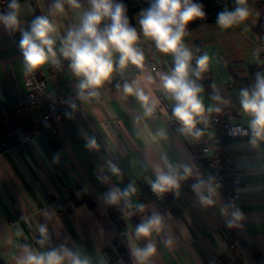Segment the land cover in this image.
Here are the masks:
<instances>
[{
    "label": "crops",
    "instance_id": "crops-1",
    "mask_svg": "<svg viewBox=\"0 0 264 264\" xmlns=\"http://www.w3.org/2000/svg\"><path fill=\"white\" fill-rule=\"evenodd\" d=\"M79 2L80 9L69 7L57 13L53 7L55 0L18 1L17 29L10 30L0 24V102L15 103L27 90V68L20 48L22 31H30L37 17H47L57 27L54 50L58 59L63 60L58 51L59 37L78 24L83 11L90 8L89 0ZM9 4L1 14L10 11ZM248 9V18L230 29L204 24L186 31L183 43L193 54L192 67H196V58L207 54L210 58L207 70L213 76L215 88L212 95L203 77L197 80L191 76L203 88L205 108H213L210 114L205 113L206 124L197 118L196 130L202 133L199 138L184 134L182 126L171 122L156 108L151 116H146L135 96L125 94L124 85L128 83L143 89L158 104L162 94L175 103L160 82L161 74H170L174 69L173 56L161 53L152 40L143 37L137 47L144 59L164 63L169 67L167 72H141L119 86L102 85L97 95L85 99L81 110L62 112L63 126L58 134L35 136L28 144L0 154V264H20L25 248L45 252L61 246L87 257L90 264H139L133 256L108 258L107 249L117 236L108 209L137 202L155 181L157 166L167 171L165 158L173 166L187 165L194 172V155L218 137L211 126L215 109L229 110L233 123L249 128L251 117L242 110L240 91L252 89L256 74H264V41L256 32L264 16V4ZM140 14L135 23L139 24ZM198 39L202 47L199 53L195 46ZM51 64L38 69L44 71L53 97L79 88V79L71 69L61 77H51ZM131 67L129 64L122 73L117 69L109 80H115ZM30 122L50 127L44 108L32 120L19 118L21 128ZM251 139L250 130L249 135L231 140L244 185L242 219L233 221L228 201L219 189L218 195L212 197V205L203 204L194 191L187 195L176 190L178 206L174 212L162 214L152 209L149 216L160 215L159 232L137 239L136 227L143 219L133 222L125 218V242L130 251L133 245L143 249L152 243L155 251L145 264H218L230 240L243 236L245 242L237 253L229 255L226 264H264V140L254 145ZM91 140L95 146L87 147ZM200 154L202 158L205 156ZM54 157L58 159L54 161ZM109 162L116 165L119 175L109 170ZM180 172L183 174L182 168ZM129 185L135 188L134 193L121 197L116 204L107 202L112 189L123 191ZM45 193L67 198L71 212L61 217L56 206L45 207ZM203 193L208 195L206 187ZM223 209L226 214L222 213ZM230 221L232 227L228 226ZM41 227L46 229L44 234ZM40 237L44 244L31 246Z\"/></svg>",
    "mask_w": 264,
    "mask_h": 264
},
{
    "label": "clouds",
    "instance_id": "clouds-1",
    "mask_svg": "<svg viewBox=\"0 0 264 264\" xmlns=\"http://www.w3.org/2000/svg\"><path fill=\"white\" fill-rule=\"evenodd\" d=\"M65 3L74 9L82 7L79 0H55L53 5L55 12L63 13ZM89 4L90 8L83 11L79 23L69 28L65 36L59 37L61 44L59 54L70 61L69 67L79 79L78 87L81 94L84 90L101 87L117 69L122 73L129 64L142 68L144 61L143 53L137 47L139 35L129 24L126 6L117 0H89ZM8 7L10 11L7 14H0V24L10 30H16L19 25L20 4L18 0H11ZM249 15L247 0H236L234 9L225 8L217 14L216 25L221 30H227L246 20ZM205 17L204 5L196 0H150L149 7L141 12L139 20L143 37L152 40L161 53L173 56L174 69L170 74L160 75L161 86L175 101L173 115L182 124L181 131L195 138L202 135L196 130L197 118L199 117L200 123L206 124L205 113L207 111L210 114L213 108H205L201 97L203 88L191 76L200 79L201 74L207 70L210 58L207 54L196 58V67L193 68L191 64L193 54L184 45L183 39L187 34L188 24ZM57 38V27L47 17H37L32 22L30 31H22L20 48L28 71L49 62L60 65L57 51L54 50ZM116 54L118 58H115ZM148 79L151 82L152 78ZM124 92L135 96L143 105L146 116L154 113L158 101L150 94L146 95L143 89L125 83ZM90 94L97 95L96 92ZM215 99L218 100L219 97ZM240 103L243 112L251 117L249 120L251 143L255 145L257 141L264 140V74H256V83L252 89L245 88L240 91ZM86 146L94 147L95 141H89ZM56 159L58 157H54V161ZM165 165L167 171L159 166L156 168V179L151 185L154 192L163 193L178 188L179 181L192 175V170L187 165L173 166L166 158ZM108 168L114 175H119L116 165L109 162ZM181 168L183 174L180 172ZM197 179L198 183L192 186L193 191L203 204L212 205L214 203L212 197L218 195L217 189L220 185H214L212 177H209L207 182L199 177ZM205 187L207 196L203 193ZM134 191L132 185L123 191L114 188L108 193L107 202L116 204L121 197L127 198ZM139 207L142 211L143 205ZM222 213L226 214V209H223ZM232 216L233 221L242 219L239 209H236ZM228 226L232 227L233 222L230 221ZM160 229L161 217L154 213L137 225L135 235L137 239L149 237ZM40 231L44 234L46 229L41 227ZM154 251L152 243H148L143 249L135 245L131 248V254L139 264H145ZM20 264H90V261L78 252L61 246L45 252L25 248V256Z\"/></svg>",
    "mask_w": 264,
    "mask_h": 264
},
{
    "label": "built area",
    "instance_id": "built-area-1",
    "mask_svg": "<svg viewBox=\"0 0 264 264\" xmlns=\"http://www.w3.org/2000/svg\"><path fill=\"white\" fill-rule=\"evenodd\" d=\"M11 0H0V14ZM131 27L137 30L140 41L143 38L140 24H130ZM264 41V39H263ZM201 48L196 47L199 53ZM70 61L63 58L60 65L51 64L49 74L51 77H61L70 70ZM169 67L161 62H151L144 59L143 67L139 68L132 65L131 69L125 74L119 76L115 80L106 81L103 85L113 88L119 86L126 80L132 78L136 73L151 71L154 73L167 72ZM205 79L207 89L212 95H215V88L212 74L206 70L201 74ZM99 88L81 90L78 88L72 92L62 95L58 98L52 96L48 90L44 71L35 69L27 70V90L22 94L15 103L0 102V154L8 152L15 147H22L28 144L35 136L53 132L58 134L63 126L62 112L64 110L79 111L82 108L83 102L89 96H93L91 92H98ZM175 103H171L165 95L159 96V104L156 109L166 114L171 122L182 126L173 115ZM44 108L46 120L50 123V127L44 126L41 122L27 123L24 128H21L19 118H24L29 121L38 112ZM232 113L229 110L219 109L212 114L211 126L217 131L218 137L204 146L200 152L205 154L202 158L200 152L194 155L196 160L194 172L187 179L179 181V187L170 189L163 193H157L152 190V187L140 195L137 202L129 203L126 206H111L108 211L111 217L112 224L117 231V236L114 243L107 249V256L110 259H118L123 257L132 258L131 251L125 242V218L129 217L133 222L149 217L152 209L155 211L168 214L174 212L178 206V200L174 195L176 190L183 191L184 194H190L193 191V185L198 183L199 179L207 182L209 177L213 178L214 185L219 184V190L223 191L229 205L231 214L239 209L242 212V197L244 185L240 178V169L237 165L234 155L232 139L250 134V129L241 123H233L231 121ZM107 126V122H105ZM45 207L56 206L58 214L61 217L67 216L71 212L69 200L63 197L53 196L45 193ZM87 199L82 203H86ZM143 205V210L140 207ZM234 205V207H233ZM43 241V243H41ZM245 242L243 236H236L230 240L225 252L218 258V264H226L232 252H238V249ZM44 239L38 238L31 246L43 245ZM120 244V246H118ZM239 255L237 254V257ZM240 257V256H239ZM240 259H242L240 257ZM134 264V263H132ZM243 264H245L243 262Z\"/></svg>",
    "mask_w": 264,
    "mask_h": 264
},
{
    "label": "trees",
    "instance_id": "trees-1",
    "mask_svg": "<svg viewBox=\"0 0 264 264\" xmlns=\"http://www.w3.org/2000/svg\"><path fill=\"white\" fill-rule=\"evenodd\" d=\"M117 2L123 3L126 6V15L129 19V24H135L136 16L149 7L150 4V0H117ZM196 2L204 5L206 17L203 19H195L190 22L186 31L196 29L204 24H216V17L220 11H223L225 8L232 10L236 7V0H196ZM262 2L263 0H247V7L262 5ZM69 7L67 3L64 4V9ZM256 32L264 39V16L260 20ZM230 256L232 255L230 254Z\"/></svg>",
    "mask_w": 264,
    "mask_h": 264
},
{
    "label": "water",
    "instance_id": "water-1",
    "mask_svg": "<svg viewBox=\"0 0 264 264\" xmlns=\"http://www.w3.org/2000/svg\"><path fill=\"white\" fill-rule=\"evenodd\" d=\"M262 3L264 4V0H263ZM195 46H196L197 48H201V41H200L199 39L196 40V42H195Z\"/></svg>",
    "mask_w": 264,
    "mask_h": 264
}]
</instances>
